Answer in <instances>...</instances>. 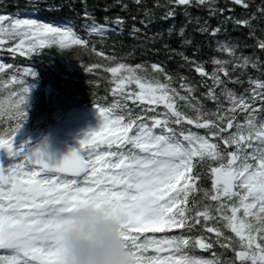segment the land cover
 I'll return each instance as SVG.
<instances>
[{
  "label": "snow or ice",
  "instance_id": "snow-or-ice-1",
  "mask_svg": "<svg viewBox=\"0 0 264 264\" xmlns=\"http://www.w3.org/2000/svg\"><path fill=\"white\" fill-rule=\"evenodd\" d=\"M232 2L249 7L245 0ZM132 3L139 12L142 0ZM205 5L209 16L224 11L212 0H165L164 4L155 0L153 8H163L160 20L174 18L177 8L185 19L179 28L169 25L164 33H154L151 38L163 39L165 33L171 36L175 31L182 44H187L183 33L189 23H195L199 33L216 36L219 26L209 32L206 22L200 23L199 17L187 12L188 7ZM120 7L126 10L128 5ZM83 16L92 20L91 26L86 25L91 33L116 31L125 23L117 16L108 27V17L97 24L86 10ZM155 19L145 6L139 23L146 28ZM224 20H231L234 27H246L251 37L253 21L264 20V0L247 17L228 16ZM22 29L29 30L33 38H27L28 32ZM139 31L133 24L130 34ZM9 43L7 52L25 57L52 44L86 48L85 41L76 38L70 28L0 15V50ZM216 45L229 59L213 57L211 72L181 54L201 77L198 84L179 77L183 95L170 86L173 77L156 63L150 65V73L140 64L108 67L106 71L113 74L115 84L111 105L101 107L92 102L98 125L86 131L77 147L59 159H49L38 147L13 145L12 137L25 117L26 78L32 72L26 67L19 75L8 77V83L17 90L11 92L12 126L0 132V150L14 158L0 166V250L5 253L0 254V264H60L53 237L56 216L66 210L65 206L76 203L109 207L129 264H264V81L249 77L248 95L237 96L227 87L229 82L241 83L232 73L237 69L243 73L249 65L259 70V62L238 55L237 45L229 41H217ZM162 46L168 48L167 44ZM256 47L264 52V40ZM99 67L83 66V70L92 73ZM12 71V65L0 63V73ZM198 87L206 89L200 95L211 101L214 109L206 108L194 95ZM127 101L146 102L149 107L135 114ZM178 102L193 115L183 111ZM156 105L165 111L157 112ZM184 125L202 129L205 134L185 130ZM202 174L210 179V188L198 186ZM218 225L236 239L225 235ZM166 229L180 232L159 238L147 235ZM197 230L200 234L194 237L186 234ZM191 246L211 252V258L189 255ZM229 251L234 252V258L226 254Z\"/></svg>",
  "mask_w": 264,
  "mask_h": 264
},
{
  "label": "trees",
  "instance_id": "trees-1",
  "mask_svg": "<svg viewBox=\"0 0 264 264\" xmlns=\"http://www.w3.org/2000/svg\"><path fill=\"white\" fill-rule=\"evenodd\" d=\"M154 2L155 0H142L140 11L137 12V6L132 3V0H120L119 3L117 0H83V4L81 0H0V15L16 19L29 12V17L39 23L50 22L61 25L63 28H70L76 38L83 39L86 43V48L75 45L68 48H59L54 44L46 45L34 50L28 57L7 52V47L11 46L10 43L0 50V63L13 66L12 72L0 73V132L12 126L11 92L16 91L17 87L8 83V77L13 74L19 75L26 67L31 70L32 75L26 78L28 92L24 104L25 117L13 136L20 139L23 145L27 143V136L39 134L44 131L48 123L62 119L68 113H77L83 108L93 106V101L101 107L111 105L114 99L111 92L115 84L112 79L113 74L106 69L114 67L116 63L140 64L147 68L149 73L150 65L156 63L173 77L170 86L183 95V90L179 87V77L182 76L186 78V82L193 84H198L201 77L195 72V66L185 62L181 54L195 61L196 64L202 63L205 71L211 72L213 57L219 60L229 59L225 53L217 50L216 42L229 41L237 45L235 51L238 55L258 60L259 70L250 65L243 73L237 69L232 75L238 76L241 83L229 82L227 87L237 96L241 93L247 96L248 93L245 90L249 88L247 82L249 77L264 81V52L256 47L259 40H264V31H262L264 20L253 21L255 31L251 37L246 27H234L231 20H224V17L228 16L236 19L247 17L254 11V7L261 3V0H245L249 5L248 8L235 5L229 0H212L218 9L224 10L222 14L212 16L208 15L206 5L188 7L189 15L193 18L199 17L202 24L206 22L209 32L211 28L217 26L220 31L213 37L197 32L195 30L197 25L189 23L183 33L184 39L189 40L187 44H182L181 38L176 36L175 31L171 36L165 33L163 39L151 38L154 33H164L169 25L179 28L185 19L183 11L177 8L174 18L160 20L158 17L162 15L163 8H153ZM159 2L164 4L165 0H159ZM120 4H127V9H121ZM145 6L157 17L146 28L139 23ZM85 10L97 24H103L104 18L108 17V27H112L111 20L117 16L123 18L125 23L116 31H108L104 34L91 33L86 25L91 26L92 20L84 18ZM132 16H135V20ZM133 24L140 31L130 34ZM22 31L28 32L27 38L31 39L32 33L29 30L22 29ZM24 38L21 37V39ZM163 44H167L168 48H164ZM106 57L115 59H106ZM90 65H100V67L92 73H85L83 66ZM19 78L25 79L23 76ZM159 78L163 81V75ZM204 91H206L205 88L198 87L194 95L206 108L214 109L215 105L211 101L201 97L200 94ZM126 103L135 114H142L141 108L149 107L138 102L134 104L132 101H127ZM178 103L183 111L193 115L183 106V102ZM155 108L157 112L165 111L162 105H156ZM184 129H190L201 135L205 134L204 130L190 125H184ZM210 183V179L202 174L198 186L210 188ZM218 226L225 235L236 239L229 230L223 229L222 225ZM198 234H200L199 230ZM211 235L207 233L205 236L211 237ZM214 248L217 252L221 251L218 246ZM207 253L208 258H211V252L207 251ZM226 254L234 258V252L229 251Z\"/></svg>",
  "mask_w": 264,
  "mask_h": 264
},
{
  "label": "clouds",
  "instance_id": "clouds-1",
  "mask_svg": "<svg viewBox=\"0 0 264 264\" xmlns=\"http://www.w3.org/2000/svg\"><path fill=\"white\" fill-rule=\"evenodd\" d=\"M56 216L60 264H129L118 223L107 205L76 203Z\"/></svg>",
  "mask_w": 264,
  "mask_h": 264
},
{
  "label": "rangeland",
  "instance_id": "rangeland-1",
  "mask_svg": "<svg viewBox=\"0 0 264 264\" xmlns=\"http://www.w3.org/2000/svg\"><path fill=\"white\" fill-rule=\"evenodd\" d=\"M131 88L135 90V85H132ZM98 123L96 110H85L78 116L71 115L60 128V135L64 140H72L77 145L84 133L95 128Z\"/></svg>",
  "mask_w": 264,
  "mask_h": 264
},
{
  "label": "water",
  "instance_id": "water-1",
  "mask_svg": "<svg viewBox=\"0 0 264 264\" xmlns=\"http://www.w3.org/2000/svg\"><path fill=\"white\" fill-rule=\"evenodd\" d=\"M38 147L49 159H59L69 149L73 148L69 145L58 141L56 133L50 129L49 133L44 136L38 143L29 149Z\"/></svg>",
  "mask_w": 264,
  "mask_h": 264
},
{
  "label": "flooded vegetation",
  "instance_id": "flooded-vegetation-1",
  "mask_svg": "<svg viewBox=\"0 0 264 264\" xmlns=\"http://www.w3.org/2000/svg\"><path fill=\"white\" fill-rule=\"evenodd\" d=\"M4 163H7V160H4ZM26 178H27V177H24V179H26ZM171 232H172V233H179L180 230H178V229H173V230H171ZM186 234L191 235V236H195V235L198 234V230H197V231H194V232H192V233H186ZM204 235H207V233L205 232ZM187 252H188L189 255H193V256H196V257H197L198 255H200V254H207V251L200 250V249H196L194 246L189 247V248L187 249Z\"/></svg>",
  "mask_w": 264,
  "mask_h": 264
},
{
  "label": "bare ground",
  "instance_id": "bare-ground-1",
  "mask_svg": "<svg viewBox=\"0 0 264 264\" xmlns=\"http://www.w3.org/2000/svg\"><path fill=\"white\" fill-rule=\"evenodd\" d=\"M91 24V23H90Z\"/></svg>",
  "mask_w": 264,
  "mask_h": 264
}]
</instances>
